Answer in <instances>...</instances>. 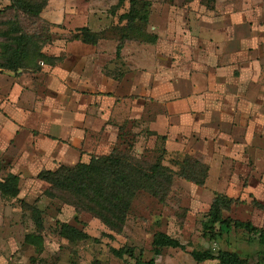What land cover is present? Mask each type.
Listing matches in <instances>:
<instances>
[{
    "label": "rangeland",
    "instance_id": "374dc122",
    "mask_svg": "<svg viewBox=\"0 0 264 264\" xmlns=\"http://www.w3.org/2000/svg\"><path fill=\"white\" fill-rule=\"evenodd\" d=\"M130 1L47 0L40 14L32 16L9 8L11 0H0V62L11 44L10 37L19 31L29 34L46 57L17 73L0 68V179L9 172L19 175L18 197L0 196V264H135L152 255L156 232L178 239L185 249L164 248L155 264H215V260L196 262L190 255L192 250L208 248L212 252L236 250L246 255L250 264L258 260L256 235L232 229L229 235L210 240L202 233V221L214 195L226 194L240 202L224 216L249 221L264 230V212L253 203L264 206V0H146V25L136 22L122 28L125 21L120 22L119 16L129 10ZM142 1L145 0L137 6L140 14ZM133 14L138 16L137 12ZM91 33L98 36L94 44L88 41ZM223 52L225 58L240 57V86L234 81L237 76L226 72L228 64L220 62ZM217 61V66H225L222 75L216 74ZM162 63L178 68L185 65L190 75L194 66L207 77L212 78L213 72L212 87L217 88L218 94L213 100L219 107L227 112V104L233 106L236 100L238 105L249 106L248 113L255 110L248 117L247 111L238 113L239 120L233 123L238 146L230 149L231 156L221 155L219 147L214 156L207 150L197 155L199 158L189 154L208 167L204 185L175 177L164 203L147 192L138 193L121 233L109 230L88 213H76L58 198L44 195L48 184L37 178L38 172L77 163H62L57 156L45 153L51 150L57 154L64 144L68 149L63 158L69 159L71 141L81 139L82 133L86 137L84 148L103 139L106 147L101 151L109 153L113 148H122L119 146L126 129L133 142L130 154L149 163L160 157L162 140L145 132L140 134L145 129L140 120L124 125L121 138L116 141L113 129L107 125L120 126L126 109L134 112L142 102H154L153 98L141 100L127 93L134 84L133 74L148 71L150 85L155 82L156 69L164 67ZM228 77L235 99L225 97L223 85L227 86ZM198 83L204 91L214 92L212 87L206 88L208 83ZM115 93H125L126 106L118 110L119 117L115 113L112 120L106 119V125L101 126L104 132L94 115L98 116V110H114L113 100L103 97ZM13 110L23 111L28 123L21 126L12 117L16 113ZM77 112L82 116L77 115L76 119ZM56 123L62 128L59 132ZM13 124L18 125L17 130ZM51 133L59 138L50 144ZM139 142L143 149L138 147ZM176 158L167 156L161 162L176 169ZM32 207L41 210L40 230ZM62 223L83 230L90 237L71 242L60 233ZM35 233L42 237L40 248L24 241L27 234ZM112 248L129 249L131 255L116 257Z\"/></svg>",
    "mask_w": 264,
    "mask_h": 264
},
{
    "label": "trees",
    "instance_id": "16d2710c",
    "mask_svg": "<svg viewBox=\"0 0 264 264\" xmlns=\"http://www.w3.org/2000/svg\"><path fill=\"white\" fill-rule=\"evenodd\" d=\"M120 1V0H119ZM141 1V0H140ZM139 0H131L127 12L119 16V20L125 21L130 27L136 22L145 24L148 21L149 2L142 1L140 14L137 9ZM47 0H11L8 6L14 10H20L32 16H38L46 6ZM134 12L138 13L133 14ZM89 40L96 43L98 36L91 33ZM86 35V34H85ZM11 44L3 52V62L0 68L17 73L19 69L30 68L39 59L46 60L27 33L19 31L16 36H11ZM131 153V147L113 148L108 154L90 155L88 162H77L73 165L61 164L54 170L42 169L37 178L48 184L43 194L58 198L63 204L73 207L76 213L85 212L102 222L109 230L121 233L129 215L131 204L135 196L140 192H147L159 202L164 203L175 177L182 178L193 184L204 185L208 167L197 160L185 157L179 164L177 171L162 164L161 157H157L154 163L146 162ZM19 177L13 173H7L0 180V196L14 199L19 193ZM240 201L223 194L216 193L212 199L206 219L202 221V233L210 240L227 235L232 229L241 230L247 234L257 236L259 250L256 264H264V230L253 225L249 221H241L224 217V212L230 210L232 205H238ZM264 212V206L253 202ZM36 226L43 227L41 210L32 207ZM264 224V219H263ZM60 233L71 242L86 240L90 236L83 230L62 223ZM24 241L37 248L42 246L40 233L27 234ZM152 255L148 260H137L135 264H155L156 257L164 248L184 250L185 246L176 238L163 232H156L152 238ZM129 249L112 248L111 252L116 257L131 255ZM191 257L196 262L205 260H217L215 264H250L246 256H242L233 250L218 249L192 250Z\"/></svg>",
    "mask_w": 264,
    "mask_h": 264
},
{
    "label": "crops",
    "instance_id": "0c3cea01",
    "mask_svg": "<svg viewBox=\"0 0 264 264\" xmlns=\"http://www.w3.org/2000/svg\"><path fill=\"white\" fill-rule=\"evenodd\" d=\"M225 56L226 54H224L223 52L222 55L220 56L221 57L220 62L222 61V63L228 64L227 65L228 67L217 66L218 64H220V62L217 61L214 65L215 70L217 71L216 74L222 75V70H224L223 68L225 67L226 72L232 71L231 74L233 76H237V78H234V81L237 86H240L243 82L242 80L243 71L242 70L239 71L237 69V66L241 61V59L240 57L237 56L232 57L229 55L228 58H225ZM161 65H164V67L163 68L159 67L158 69H156L157 74L154 75L155 82L152 84L150 83V85H148V83L150 82L149 80L151 79V78L149 79L148 71L138 70L135 74L132 75V83L134 84L131 85V89L129 90L127 95L138 96V98L141 100H143L142 98L144 97L146 99L153 98L154 102L151 103L152 100L144 101L142 102L143 105H141V107L139 106L134 109V112H132L131 109H126L125 112H122L123 123L120 126H117L116 124L113 125L112 123L108 124L107 126L113 129L115 141L117 138L119 139L121 138L120 133L122 132L121 129L124 127V125H128V123H130L132 120H140V124H141L140 126L143 125V127L145 128L143 130L141 129L140 134L142 132H145L146 134L154 136L156 139L162 140L163 144L161 146V155H160L161 161L163 158V161L165 162L164 157L167 156L177 157L174 163L176 169H173L175 171L179 169L178 166L185 157L187 156L189 157L190 154L199 158L197 155H200V153H202L203 150L210 151L214 156V152H215L214 150L217 149V147H219L218 151L219 153H221V155H223L224 153L225 155L231 156L228 154L230 149L234 150L235 148L236 150L238 146V143L236 142L237 127L235 126L236 127L235 128L233 124L239 120L238 113L243 112V110L247 111L246 115L248 117L249 115L253 114L255 110L248 113L250 110V108H248L249 106L247 104L238 105L236 103V100L233 106L227 104V109H228L227 112L221 108L222 106L219 107L217 105L218 103L213 100V98H216L218 95L217 93H215L217 88L212 87V85H215V83L213 82V80L215 79L214 76L215 74L213 75V72L211 78L210 75H208L207 77L205 73H202L196 66L193 67L196 69V71L194 69V73L190 75L189 72L190 70H186L185 65H184L185 67L183 66V68H178L176 65L173 64L167 66L164 63H162ZM230 81L231 79L228 77L226 82L227 86H224L223 84H219L221 86L223 85L224 92L226 94L225 97L227 99H231L234 97L232 95L233 91L229 90V88L231 87L229 86V83H231ZM198 82H204L205 84L208 83L206 88L212 87L214 92L210 91L211 89L210 90L208 89V91L206 89V91H204L205 89L202 88ZM104 96L105 97L103 98L113 100L112 103L114 104L113 105L114 110L108 109L106 112L105 111L102 112L101 110H98V116L95 113L94 116L97 117V123L101 124L99 128H101L102 125L105 126L106 119H109V117L110 118L113 117L112 115H114L115 113L117 115L116 117H119L120 115L118 110H120V107L126 106L124 103V101L126 100L125 93H115V95L113 96L110 95L107 96L104 94ZM148 104L155 107L148 108L149 106ZM98 109H103V107ZM14 111L15 110H13V112ZM242 114L243 113H241V115ZM24 115L25 114L23 113V111H20L14 113L12 117L16 119L21 126H23L24 123L26 124L28 123V118L26 121L27 115L26 116ZM77 115H80V113L77 112L76 119L78 118ZM81 116L82 114L80 115V117ZM113 118H111V120ZM61 120L64 121L65 119L61 118ZM17 126L18 125L13 124V128L16 130L17 128L15 127ZM54 126L58 128V132L62 130L59 124L56 123ZM48 128L51 127L48 126ZM63 129L65 128L63 127ZM103 130L105 132V129H102V131ZM242 130H245L246 132V129H242ZM78 131L79 129H76L77 137L78 136L80 137ZM97 131L100 132L99 129ZM129 132L130 131L126 129L123 130V133L124 135H126V137H124V139L122 140V145L119 147L122 148L131 147V149L133 148L132 147L133 142L131 140L129 141L127 135V133ZM248 134L249 131H247V135ZM251 135L252 133L249 135V137ZM58 138L59 137H57V135L53 136V134L51 133L50 137H48V141H50L49 143L51 144L53 142H56ZM102 140L103 139H101L100 141L97 140L98 142L91 143L90 146H87L88 148H84V144L86 143L84 141H86V137L84 139V134L82 133L81 139L79 140L76 139V141L74 140L71 141L72 154L70 155V158L72 159L63 158L66 149H68L64 144L61 145L60 150L57 154L53 153L51 150L49 152L47 151L45 154L49 157L57 156V158H59V161H61L62 163L65 161L68 162L69 160L70 161L68 163L79 162V161L88 162L90 155L92 154H96V155L108 154V152L101 151L106 147L104 141ZM140 146L143 149V145L139 142L138 147ZM197 161L201 162V160L198 159ZM56 167H58V165ZM56 167L46 168V169L54 170ZM10 173L15 174L14 172H10ZM15 175L19 177L18 174ZM223 236H226V234ZM236 252L240 254V252L238 251ZM242 256H246V255H242ZM205 261H210V260H205Z\"/></svg>",
    "mask_w": 264,
    "mask_h": 264
}]
</instances>
